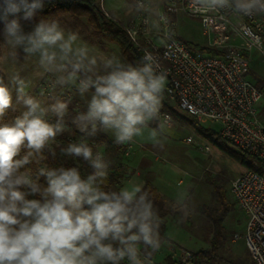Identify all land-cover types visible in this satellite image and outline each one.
Listing matches in <instances>:
<instances>
[{
  "label": "clouds",
  "instance_id": "clouds-1",
  "mask_svg": "<svg viewBox=\"0 0 264 264\" xmlns=\"http://www.w3.org/2000/svg\"><path fill=\"white\" fill-rule=\"evenodd\" d=\"M45 3L0 0L7 49L0 61L16 63L17 48L27 57H38L44 73L55 77L53 90L63 93L75 88L81 98L90 97L87 111L72 117L81 132L111 131L117 144L131 143L158 117L162 106L165 76L157 71L154 57L145 53L133 66L115 56L94 55L87 45L77 43L76 33H66L48 18L25 32L21 19L32 20ZM190 7L195 12L229 9L251 15L264 13V0H191ZM28 88L19 73L12 74L8 83L0 78V117L12 106L13 90L17 103L26 108L13 122L0 126V264H122L125 260L145 264L141 245L159 246L160 217L150 193L139 184L108 189L111 161L94 153L84 139L67 146L56 140L68 130L71 97L49 104ZM57 148L61 155L86 162L91 174L82 177L77 167L44 164L45 150L55 156ZM41 176L47 187L39 183ZM36 195L40 199L28 198ZM174 210L187 213L183 195Z\"/></svg>",
  "mask_w": 264,
  "mask_h": 264
},
{
  "label": "built area",
  "instance_id": "built-area-1",
  "mask_svg": "<svg viewBox=\"0 0 264 264\" xmlns=\"http://www.w3.org/2000/svg\"><path fill=\"white\" fill-rule=\"evenodd\" d=\"M103 13L105 0H92ZM143 3L144 8H137ZM191 0H160L161 8L152 14L145 0L124 1L128 14L124 23L117 20L142 57L150 53L165 76L164 95L176 101L180 111L200 122H214L222 139L264 165V120L258 104L263 92L248 79L249 53L257 48L264 54V13L236 14L229 9L195 12ZM124 9V10H125ZM177 14L198 19L206 37V46L217 55H196L175 36ZM159 118L172 123L169 113L160 111ZM209 153V143L197 134L185 138ZM92 147H97L95 144ZM180 183V182H179ZM230 192L236 206L245 215L242 236L254 264H264V170H245L230 181ZM239 238V236H235ZM145 264L156 263L142 254ZM190 252L177 260L189 264ZM122 264H128L127 260Z\"/></svg>",
  "mask_w": 264,
  "mask_h": 264
},
{
  "label": "rangeland",
  "instance_id": "rangeland-1",
  "mask_svg": "<svg viewBox=\"0 0 264 264\" xmlns=\"http://www.w3.org/2000/svg\"><path fill=\"white\" fill-rule=\"evenodd\" d=\"M124 1L133 2V0H105L104 2V10L116 20H120L121 23H124L128 14H130V12H125V6L121 5ZM145 1L151 4L152 14H155L161 8L160 0ZM175 18L176 26L174 30L176 37H181V39L192 43L206 45V37L202 32L198 19L184 14H177ZM55 20L65 29L66 33L69 31L76 33L78 35L77 43L87 45L92 54L105 57L115 56L123 60L116 44L101 38L93 27L88 24L85 17L65 14ZM35 24H22V27L25 32H30ZM6 50L3 31L0 33V55H3ZM16 52V63L0 61V72L4 75L5 83H8V78L12 74L19 73L29 83V93L42 101L46 100L49 104L54 102L61 94L72 95L82 102H87V99H90V97L81 98L76 94L75 88L70 91L66 89L63 93L59 89L53 90L51 81L55 77L52 74L44 73L38 63V57H27L22 48H17ZM249 58L250 71L264 79V54L260 53L257 48H253L249 53ZM248 79L252 81L251 74H248ZM12 98V106L5 113L6 123L13 122L16 117L26 110L23 105L17 103L15 90H13ZM161 104L160 111L169 113L164 107V104H166L181 112L176 101L165 97L164 93L162 94ZM258 109L261 111V117L264 120V93L258 104ZM198 122L199 125L207 127L213 132H218L216 123L210 121ZM154 127L158 132L154 130ZM153 131L156 132L155 138L152 136ZM105 132L109 137L115 139L114 133L111 131ZM193 134H197L194 129L175 120L173 117L170 125L165 124L161 118L157 117L149 123L147 128L143 129L141 135L134 137L135 141L129 143L131 147L123 156L125 177H123L121 185L134 173L137 161L144 154L146 157L154 158L153 164H158L163 169L165 188L176 193L175 197L166 196L164 198L166 208L170 209V213L165 218L166 241L158 248L152 259L156 263L165 264L163 258L167 253H172L174 258H177L182 252L193 253L209 247L208 242L211 238L213 225L201 213V208L203 206L215 208L217 197L212 186L205 180V176L208 175L221 181L226 191V198L233 206L222 221L224 242L218 250V255L222 258L223 264H235L238 260H242L244 264H251L243 239L240 237L244 231L245 215L236 206L229 188L230 181L246 169L229 157L228 154L211 144H209V153H206L199 149L195 143L186 142L185 138ZM159 150L163 151V155L159 154ZM156 158H158V162L155 161ZM139 176L143 177V173L140 172ZM180 180L182 182L178 183ZM181 195H183L184 203L187 205L186 214L174 210V205ZM172 211L179 213V219L176 220L173 217ZM236 235L239 238H235Z\"/></svg>",
  "mask_w": 264,
  "mask_h": 264
},
{
  "label": "trees",
  "instance_id": "trees-1",
  "mask_svg": "<svg viewBox=\"0 0 264 264\" xmlns=\"http://www.w3.org/2000/svg\"><path fill=\"white\" fill-rule=\"evenodd\" d=\"M73 14L75 16H83L86 18L88 24H90L95 32L104 40L116 44L123 60L126 63L137 66L141 60L139 54H137L135 47L126 34L124 28L114 17L106 16L103 11L96 6L92 0H46L45 6L42 10H39L32 20L21 19V24H32L37 23L41 18H48L55 20L62 15ZM22 15V14H21ZM12 18V17H10ZM4 31V24L0 21V33ZM181 42H183L193 53L196 55L209 54L217 55L218 52L209 48L206 45H200L183 40L177 37ZM251 74L252 82L255 86L264 93V79L259 75L253 74L250 69L247 72ZM0 78L4 79V75L0 72ZM90 91H94L91 89ZM71 97V102L69 104V115L66 117L67 131L63 132L57 136L56 140L61 146H67L69 143L79 142L84 139L91 146L95 144L97 147H92L94 153L100 152L106 160L111 161L109 167L108 178L105 181V186L108 189H119L121 187V181L124 176V164L123 156L128 150L127 144L121 145L117 144L115 139L109 137L104 130H98L94 135H88L87 133L81 132L75 124L72 123V117H74L77 111L84 112L87 111L86 102L77 100L74 96L69 94H61L57 98L68 99ZM177 104V103H176ZM165 109L170 113V115L181 123L186 124L190 128L205 139L212 146L217 147L224 153L228 154L234 161L239 165L243 166L246 170L253 171H263L264 165L257 158L247 154L243 150L233 146L228 141L222 139L216 132L211 131L207 127L199 125L197 119L184 112H178L173 107L164 104ZM264 111V110H263ZM261 114V111H259ZM263 114V113H262ZM55 118H52L54 122ZM6 123V115L0 117V126ZM154 130L157 129L154 127ZM158 132V131H157ZM101 147V149H100ZM24 152L22 150L21 155ZM44 155L47 159L43 162L50 168L58 167H77L82 177H86L91 174L92 169L88 166L86 162L81 159H74L68 156L60 154L59 148L56 149V155L53 156L50 152L45 150ZM19 158V157H17ZM35 169V165H30ZM23 170V169H22ZM205 180L210 184L215 191L217 197V205L215 208L209 206H203L201 208V213L211 221L213 229L211 230V238L209 240L208 248L200 249L191 253L189 259V264H223L222 258L218 255V250L222 247L223 239V226L222 221L224 216L230 209L233 208L232 204L226 198V191L223 188L220 180H215L210 176L206 175ZM39 183L44 187H47V180L45 177L41 176L39 178ZM143 189L150 193V197L153 200L154 207L158 212L160 217V227L158 229L159 233V246L165 238L166 224L165 218L170 213V209L166 208L164 199L156 192L154 187L145 181L142 185ZM29 199H40L38 195L29 196ZM88 206L85 205V208ZM173 217L177 220L179 219V213L177 211H172ZM159 246L155 249L141 245V253L152 258ZM165 264H181L177 258H174L172 253H167L165 256ZM235 264H244L242 260H238ZM251 264H254L251 260Z\"/></svg>",
  "mask_w": 264,
  "mask_h": 264
},
{
  "label": "crops",
  "instance_id": "crops-1",
  "mask_svg": "<svg viewBox=\"0 0 264 264\" xmlns=\"http://www.w3.org/2000/svg\"><path fill=\"white\" fill-rule=\"evenodd\" d=\"M86 104H87V102H86ZM133 141H135V140L133 139ZM127 147L128 148L131 147V144H128ZM100 149H101V147H100ZM158 152L160 155H163V151L159 150ZM156 159H155V161L158 162V158H156ZM153 162H154V158L146 157V156H144V154H142L140 156L139 160L137 161V164H136L135 169H134V173L131 175V177L129 179H127V181L124 184L121 185V187L124 186L125 184L143 185L145 181H148L152 185V187H154L156 192L163 199L166 196L167 197H175L176 193L174 191H172V192L168 191L163 184V169L160 166H158V164H155V163L153 164ZM124 167H125V164H124ZM140 172L143 173L144 178L139 176ZM179 182L181 183L182 181L180 180V181H178V183ZM165 241H166V236H165L164 240L162 241V243L164 244ZM162 243L160 244V246L162 245ZM163 261L165 262V257L163 258Z\"/></svg>",
  "mask_w": 264,
  "mask_h": 264
}]
</instances>
